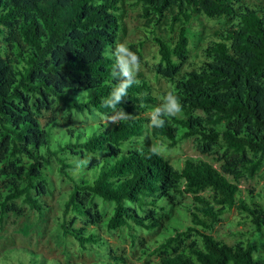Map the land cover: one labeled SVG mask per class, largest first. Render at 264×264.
I'll list each match as a JSON object with an SVG mask.
<instances>
[{"label": "trees", "instance_id": "trees-1", "mask_svg": "<svg viewBox=\"0 0 264 264\" xmlns=\"http://www.w3.org/2000/svg\"><path fill=\"white\" fill-rule=\"evenodd\" d=\"M121 4L0 0V224L11 215L23 217L24 205L41 216L49 209L43 200L52 186L47 170L56 162L61 178L72 184L57 231L79 251L100 257L92 264H128L106 255L102 227L126 228L136 244L139 230L161 229L159 212L181 199H190L183 205L190 224L145 248L155 264H261L254 258L256 245H228L212 233L234 208L254 232L264 227V194L254 197L249 190L247 198L240 188L243 179L264 173V8L241 0H136L155 30L167 26L175 34L173 41L154 38L160 55L154 72L171 85L161 97L169 102L175 96L180 115L150 117L159 108L151 82L128 63L125 76L112 52ZM199 15L232 23L215 31L200 67L182 74L189 26ZM130 49L139 65L142 44ZM122 85L127 87L120 93ZM59 104L68 112L123 117L112 126L91 125L90 133L75 125L51 142L60 122L53 117L43 125L41 118ZM148 133L167 150L193 140L212 161L188 157L175 168L141 145ZM99 202L113 206L108 216ZM29 264L47 262L40 257Z\"/></svg>", "mask_w": 264, "mask_h": 264}, {"label": "rangeland", "instance_id": "rangeland-1", "mask_svg": "<svg viewBox=\"0 0 264 264\" xmlns=\"http://www.w3.org/2000/svg\"><path fill=\"white\" fill-rule=\"evenodd\" d=\"M135 2L136 0H122V11L119 13L121 29L117 45L126 46L127 52L119 53L117 46L113 48L112 52L119 59L123 56L138 78H145L151 82L153 94L159 100V108L151 112L149 116L156 117L163 111L167 112L168 102L162 99L161 94L171 89V85L163 79H158L154 72V67L160 59L159 47L154 38L158 36L173 41L175 34L168 30L167 26H161L155 30L154 26L143 18L141 8L134 6ZM241 2L244 5L264 8V0H241ZM231 23V19H210L203 15L194 17L188 31L191 40L190 53L185 61L180 62L182 74L200 67L203 48L214 39L215 31L225 29ZM139 44H142L143 59L139 65H135L131 61L130 46ZM177 115H180V112ZM195 115L205 117L199 111ZM53 117L60 122V126L52 131L51 142H56L58 137L62 138L70 127H75V125L77 128L85 127L86 132L90 133L92 132L91 125L103 122L112 126L119 118L123 117V114L117 112L113 116L107 117L100 113L68 112L64 105L59 104L52 111L43 113L41 118L43 125ZM141 145L144 148H153L158 151L175 168H180L188 157H201L209 161H212L213 158L201 154L193 140L185 141L173 150H167L165 142L153 139L148 133L141 141ZM47 174L52 183L51 193L43 197V200L49 205V209L41 216L24 205L26 213L23 217L11 215L0 224V261H6L7 264H29L30 261L35 262V258L40 259V257L47 264H92L99 261L100 257L94 253L79 251L76 243L68 241L57 231L58 220L63 212V203L68 199L72 184L61 178L56 162H54L53 168H48ZM240 188L243 196L247 198L250 196L249 190L253 191L254 197L264 194V173L252 180L243 179ZM189 202L190 199H181L170 211L159 212L158 217L163 222V227L153 233L139 230L140 241L136 244L126 228L109 232L105 227H102L101 235L107 241L106 255L111 254L125 258L128 264H155L156 259L150 257L149 253L145 252V248H155L154 243L173 233L174 227L184 229L190 224L189 215L183 207ZM99 204L103 207L106 216L113 210V206L110 204H103V202H99ZM80 225L83 224L80 222ZM254 230L255 228L245 215L234 208L221 218L212 235L228 245L238 243L256 245L257 251L254 253V258L257 262L264 264V227L261 232H254Z\"/></svg>", "mask_w": 264, "mask_h": 264}, {"label": "clouds", "instance_id": "clouds-1", "mask_svg": "<svg viewBox=\"0 0 264 264\" xmlns=\"http://www.w3.org/2000/svg\"><path fill=\"white\" fill-rule=\"evenodd\" d=\"M117 51L119 53H126L127 52V47L124 46L123 44H119L117 45ZM133 61H135L137 59V56H133ZM121 59V62L123 64V69H124V72L123 74L125 76L128 75V64H127V61L124 59L123 56L120 57ZM125 87H127V85H122L119 89V92L120 93H123L125 91ZM117 99H119V95H117ZM169 102L166 106L167 108V112L168 113H171L172 115H175L177 113L180 112L181 110V105H180V102H178L177 98L175 96H169Z\"/></svg>", "mask_w": 264, "mask_h": 264}]
</instances>
